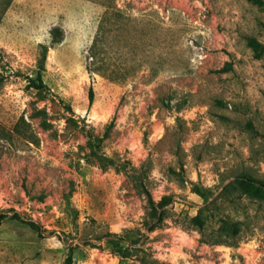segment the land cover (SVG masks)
Instances as JSON below:
<instances>
[{"label": "rangeland", "instance_id": "obj_1", "mask_svg": "<svg viewBox=\"0 0 264 264\" xmlns=\"http://www.w3.org/2000/svg\"><path fill=\"white\" fill-rule=\"evenodd\" d=\"M0 72V264H264V0H12Z\"/></svg>", "mask_w": 264, "mask_h": 264}, {"label": "trees", "instance_id": "obj_2", "mask_svg": "<svg viewBox=\"0 0 264 264\" xmlns=\"http://www.w3.org/2000/svg\"><path fill=\"white\" fill-rule=\"evenodd\" d=\"M11 2H12V0H0V19L2 18L3 14L7 10L9 5L11 4ZM50 33H51V41L52 42H57L61 39L62 30L60 27H58V26L52 27ZM46 50L47 49L44 46V49L41 53V56L39 57V59L37 61V65L33 69V73L31 75H29V74L24 75V78L27 81V83H26L27 87H34L37 90V92H39V93L45 92L47 89V85L44 82L43 77H42V71L44 70V63L43 62L45 60ZM5 77H6V75L4 73L0 72V84L2 83V81H4ZM88 99H89V103H91L92 99H93V89L91 86H89V88H88ZM66 107H68V106H66ZM69 109H70V107H69ZM111 123L112 122L110 121L107 124V126L105 127V130L101 136L94 135L91 131L87 130L88 140H87L86 144L88 145V147L90 149V153H97V151L100 150L99 146H100L102 140L104 139V137L107 135V132L111 126ZM101 159H106V162H102V165H104V166L111 165V161H112L111 158L102 155ZM245 177H246V175H244V174H240V175L236 176V178H240V179H244ZM144 191H145L146 197H147V208L148 209H147L146 216L144 218L143 223L146 225V227L148 229H152V228H155V227L161 225V222L164 218V213L166 211L165 206L170 201V198L167 195H163L158 201H155V200H153L151 194L149 193V191L147 189H144ZM213 201H214V199H211V200L205 199L204 200L205 205L203 207H201L199 209V212L193 217V220L196 221L195 223L199 227L200 230L207 220L208 214L206 213V211L208 210L210 204ZM1 217H2V215H0V218ZM227 222H228V220H224V223H227ZM29 224L31 225V227L36 229V226L34 223L30 222ZM118 238H119V240H122V238H120V237H118ZM201 240H204L207 242H212V243L219 241L217 238H213V239L201 238ZM117 242L118 241H114V243H116V244H117ZM116 247L118 249L119 254L122 257H124V258L128 257V254L126 252V247H120V246H116ZM127 264H129V263H127Z\"/></svg>", "mask_w": 264, "mask_h": 264}]
</instances>
